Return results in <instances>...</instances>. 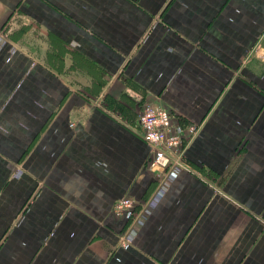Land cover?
Wrapping results in <instances>:
<instances>
[{
	"label": "crops",
	"instance_id": "crops-1",
	"mask_svg": "<svg viewBox=\"0 0 264 264\" xmlns=\"http://www.w3.org/2000/svg\"><path fill=\"white\" fill-rule=\"evenodd\" d=\"M0 264H264V0H0Z\"/></svg>",
	"mask_w": 264,
	"mask_h": 264
},
{
	"label": "built area",
	"instance_id": "built-area-1",
	"mask_svg": "<svg viewBox=\"0 0 264 264\" xmlns=\"http://www.w3.org/2000/svg\"><path fill=\"white\" fill-rule=\"evenodd\" d=\"M89 103L92 106L97 104L93 100H90ZM174 118L173 112L152 101H144L137 115L140 135L150 152L147 166L157 178L152 196L164 192L175 170L188 169L183 156L186 138L181 130L174 126ZM69 126L74 127L75 120H72ZM196 129L195 123L186 126L190 136L195 133ZM135 206L134 200L129 197H122L114 202L113 211L117 215H126L128 218L135 211Z\"/></svg>",
	"mask_w": 264,
	"mask_h": 264
}]
</instances>
